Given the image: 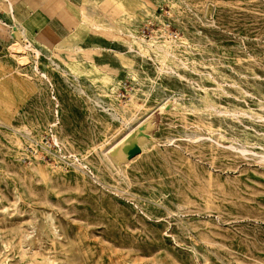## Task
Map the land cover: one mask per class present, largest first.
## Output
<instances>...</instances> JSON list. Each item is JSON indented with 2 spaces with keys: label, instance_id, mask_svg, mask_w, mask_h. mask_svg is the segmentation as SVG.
I'll return each instance as SVG.
<instances>
[{
  "label": "rangeland",
  "instance_id": "rangeland-1",
  "mask_svg": "<svg viewBox=\"0 0 264 264\" xmlns=\"http://www.w3.org/2000/svg\"><path fill=\"white\" fill-rule=\"evenodd\" d=\"M115 1L0 15V264H264V0Z\"/></svg>",
  "mask_w": 264,
  "mask_h": 264
},
{
  "label": "crops",
  "instance_id": "crops-1",
  "mask_svg": "<svg viewBox=\"0 0 264 264\" xmlns=\"http://www.w3.org/2000/svg\"><path fill=\"white\" fill-rule=\"evenodd\" d=\"M79 4L80 0H0V15L7 12L21 20L24 32L28 29L49 44L72 30L70 24L76 26L73 15Z\"/></svg>",
  "mask_w": 264,
  "mask_h": 264
},
{
  "label": "bare ground",
  "instance_id": "bare-ground-1",
  "mask_svg": "<svg viewBox=\"0 0 264 264\" xmlns=\"http://www.w3.org/2000/svg\"><path fill=\"white\" fill-rule=\"evenodd\" d=\"M112 3H115V4H118L115 0H110ZM79 9V8H78ZM24 28V27H23ZM20 34H23L24 33V29L23 31H19ZM73 37V36H72ZM74 39V38H73ZM21 48L23 50H28L29 47L26 46V45H22ZM31 51V49H30ZM37 53V52H36ZM166 108V107H165ZM145 134L149 137V135L151 134L150 131H145ZM142 135V134H141ZM129 142V141H128ZM125 143V142H124ZM123 143V144H124ZM123 146V145H122ZM131 146V145H129ZM142 146H143V140L142 139H139L137 141V143L133 144L131 146V148L129 150H124L123 148H118L116 149L115 151H112L113 154H112V158L117 161V160H124V161H127V158L130 156L131 152H133L134 150L136 149H142ZM127 149V148H126ZM29 243V242H28ZM35 251V250H34Z\"/></svg>",
  "mask_w": 264,
  "mask_h": 264
},
{
  "label": "water",
  "instance_id": "water-1",
  "mask_svg": "<svg viewBox=\"0 0 264 264\" xmlns=\"http://www.w3.org/2000/svg\"><path fill=\"white\" fill-rule=\"evenodd\" d=\"M137 151H138V149L135 152H137Z\"/></svg>",
  "mask_w": 264,
  "mask_h": 264
}]
</instances>
